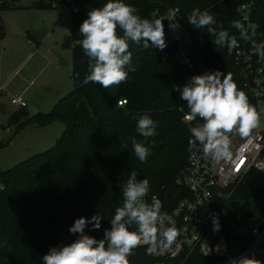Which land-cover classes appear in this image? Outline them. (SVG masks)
<instances>
[{"label":"trees","instance_id":"trees-1","mask_svg":"<svg viewBox=\"0 0 264 264\" xmlns=\"http://www.w3.org/2000/svg\"><path fill=\"white\" fill-rule=\"evenodd\" d=\"M73 1L79 9L71 12L72 32L65 40L72 50L73 89L57 100L49 112L29 115L23 107L8 117L7 126H14L12 136L27 125L43 127L55 120L63 123L64 130L49 148L0 170V264H42V256L50 247L76 239L69 233L75 219L97 212L106 217L101 229L89 231V225L85 231L102 238L103 229L110 227L108 219L122 203L121 190L114 185L117 173L129 176L132 171L138 172V179L149 181L150 193H161V187L172 189L176 172L186 158L190 123L196 124L182 120L183 112L178 107L188 109L173 86H183L190 77L214 70L231 73L234 81H239L226 49L216 50L207 30L204 33L194 28L186 17L194 8L207 10L218 26L238 37V30L230 25L231 21L240 20L237 8L247 0H125L137 9L138 15L149 20H161L170 8H177L185 21L193 65H181L151 47L131 45L132 61L125 70L135 66L136 71L129 72L126 82L108 89L83 83L88 58L79 43L83 38L79 27L88 11L102 7L107 0ZM37 5L51 7L44 0H38ZM7 6L1 4L0 10ZM251 19L258 26L256 32L264 33V0L256 2ZM3 33L0 21V38ZM121 99L126 103L119 106ZM144 114L158 122L154 137H142L135 130L136 121ZM132 138L150 148L146 163L135 156ZM8 142L9 139L0 143V148ZM251 192V187L242 183L234 194L250 196ZM261 193L263 198L264 191ZM248 258L255 264H264V258ZM192 259L199 263L214 260L198 253ZM129 260L130 264H149L154 259L145 254L141 245Z\"/></svg>","mask_w":264,"mask_h":264},{"label":"clouds","instance_id":"clouds-1","mask_svg":"<svg viewBox=\"0 0 264 264\" xmlns=\"http://www.w3.org/2000/svg\"><path fill=\"white\" fill-rule=\"evenodd\" d=\"M194 28L206 29L214 48L226 47L229 51L239 46L236 35L217 25V20L209 11L194 8L186 17ZM169 20V27H180L176 17ZM232 28L239 32L240 39L250 43V60L256 56L264 61V41L256 40V25L245 27L241 20L231 21ZM204 32V31H203ZM205 33V32H204ZM83 37L79 42L88 58V72L83 83H94L104 89L126 82L129 72H135L131 65V45L151 47L163 51L168 45L162 20H149L137 14V9L125 0H107L102 7L90 9L87 18L79 27ZM179 92V100L186 102L188 112L185 122L199 119L189 126L190 143L202 146L205 158L220 163L231 161V137L251 138V133L260 125V113L250 104L247 94L238 88L231 73L220 70L194 75L183 85H174ZM158 122L144 114L136 121V132L145 138L157 135ZM132 148L141 163H146L150 148L132 138ZM138 172L132 171L127 179L120 182L122 203L115 208L108 219L109 228L103 229L102 238L86 233L98 231L106 217L97 212L91 217H79L69 228L76 239L69 244L61 243L50 247L42 256V264H130L129 257L141 245L145 254L152 256L170 250L179 235L177 228L166 223L162 214V201L155 195L149 203L145 198L151 191L149 181L137 179ZM213 231L220 230L219 217L213 216ZM213 249L205 245L204 255ZM232 264H255L248 257L232 260Z\"/></svg>","mask_w":264,"mask_h":264},{"label":"built area","instance_id":"built-area-1","mask_svg":"<svg viewBox=\"0 0 264 264\" xmlns=\"http://www.w3.org/2000/svg\"><path fill=\"white\" fill-rule=\"evenodd\" d=\"M14 1L0 0V5L3 3L10 5ZM257 1L259 0H247L237 8L245 27L257 26L251 19ZM46 2L53 7H66L73 13L79 9L73 0ZM252 9L254 11L251 14ZM173 16L180 25L176 30L169 27L168 19ZM164 17L167 18L166 40L176 41L179 44L173 58L181 65L192 67L193 61L187 45L184 51H180L185 21L180 18L177 8H170ZM237 40L239 46L236 49L229 51L224 47L226 56L239 76L238 88L247 94L250 104L260 113V125L253 130L250 139H242L238 135L231 137L233 159L220 163L205 158L202 154V146L198 142L190 143L191 136L187 138L186 158L176 172L172 189L161 187V193L149 192L145 198L149 203L153 195L159 198L163 204L162 214L166 217V223L169 226L174 225L179 231L172 248L150 256L154 260L149 264H232V260H239L241 257L264 258V221L252 225L248 231L237 230L236 221L228 208L230 199L242 183H247L250 187L256 184L257 190L258 187L260 188V194L264 191V61L258 62L256 56L246 60L245 57L251 50L250 43L240 39L239 36ZM256 40L264 41V33L259 31ZM162 55L167 57L163 53ZM2 90L4 88L1 86L0 91ZM9 103L16 108L26 107L27 104L21 93L10 95ZM124 103H126L125 99L117 102L119 106ZM179 110L183 112L184 121L188 111H184L181 107ZM192 122L200 121L197 118ZM127 177L126 174L117 173L114 177V185L120 189V182ZM257 177H259L258 181ZM213 216L219 217L222 226L213 241L208 242L206 237L213 227ZM205 245L213 249L209 255H204ZM194 253L214 260L199 263L192 259Z\"/></svg>","mask_w":264,"mask_h":264},{"label":"rangeland","instance_id":"rangeland-1","mask_svg":"<svg viewBox=\"0 0 264 264\" xmlns=\"http://www.w3.org/2000/svg\"><path fill=\"white\" fill-rule=\"evenodd\" d=\"M47 1V0H44ZM38 0H15V7L0 10V21L4 33L0 38V84L8 83L10 88H24L32 81L31 94L28 97L26 111L29 115L49 112L61 97L73 89L72 50L65 40L72 32V13L63 7H40ZM45 3V2H44ZM188 23V22H187ZM31 30H46L40 40H36ZM190 43L186 28L182 29L180 51ZM57 56L69 61L65 66L58 64ZM200 65V64H199ZM19 70L10 81L7 74ZM0 106V143L8 141L14 126L6 131L8 117L15 106L5 96ZM182 108V106L178 107ZM181 111V110H179ZM185 111V110H184ZM64 130L60 121L46 126L27 125L17 132L12 144L0 148V170L12 167L16 163L37 152L52 146ZM231 216L236 221L235 229L248 231L254 224H261L264 218V197L260 192L252 191L250 196L234 194L228 203Z\"/></svg>","mask_w":264,"mask_h":264},{"label":"water","instance_id":"water-1","mask_svg":"<svg viewBox=\"0 0 264 264\" xmlns=\"http://www.w3.org/2000/svg\"><path fill=\"white\" fill-rule=\"evenodd\" d=\"M10 7H15V4L14 3H11L10 5H9ZM253 9L251 10V14L253 13ZM162 22H163V24H164V31H165V39H167L166 38V30H167V18L166 17H163L162 19ZM31 32H32V35H33V37L36 39V40H40L43 36H44V34H45V32H46V30H42V31H35V30H31ZM166 43H167V47L163 50V51H160L159 49H154L155 51H156V53H158V54H165L167 57H169V58H173L174 57V54H175V51L178 49V47H179V44H178V42H168L167 40H166ZM57 60H58V64L60 65V66H65L67 63H68V61L67 60H64L63 58H61L60 56H57ZM185 66V65H184ZM256 180L258 181L259 180V177H257L256 178ZM251 190L252 191H256L257 190V185L256 184H252L251 185ZM219 224H220V229H221V226H222V221L221 220H219ZM220 231V230H219ZM219 231L218 232H214L213 231V227H212V229L210 230V232H209V234H208V236L206 237V241H208V242H212L213 241V239L216 237V235L219 233Z\"/></svg>","mask_w":264,"mask_h":264},{"label":"crops","instance_id":"crops-1","mask_svg":"<svg viewBox=\"0 0 264 264\" xmlns=\"http://www.w3.org/2000/svg\"><path fill=\"white\" fill-rule=\"evenodd\" d=\"M42 31V30H41ZM46 33V32H45ZM68 63H69V61H68ZM67 63V64H68ZM19 72V70L17 69V70H12L11 72H9L8 74H7V80L8 81H10V79H12L14 76H16V75H18L17 73ZM3 87L4 88V90L5 89H8L9 88V90H7L6 91V93H8L9 92V94H6L5 96H10V95H13V94H17V93H21L23 96H24V98H25V100H26V103H27V100H28V97L30 96V94H31V88H32V81H30L29 82V85H27V86H25L24 88H21V89H19V88H10V84H8V83H2V84H0V87ZM4 91L2 90V91H0V106L1 105H4V102L5 101H3L2 100V98H3V93ZM28 106V103L26 104V107ZM25 107V108H26ZM1 109H4V108H1ZM0 109V110H1ZM16 109H19V108H16ZM16 109H13L12 110V112L14 111V110H16ZM5 128H6V131H8V132H10L11 133V130H10V128H9V126H5ZM17 134V133H16ZM16 134H14L13 136H11L10 138H8L9 139V142H8V144L10 145V144H12V142H13V140H14V138L16 137Z\"/></svg>","mask_w":264,"mask_h":264},{"label":"flooded vegetation","instance_id":"flooded-vegetation-1","mask_svg":"<svg viewBox=\"0 0 264 264\" xmlns=\"http://www.w3.org/2000/svg\"><path fill=\"white\" fill-rule=\"evenodd\" d=\"M257 192H260V188L258 187V190H257Z\"/></svg>","mask_w":264,"mask_h":264}]
</instances>
